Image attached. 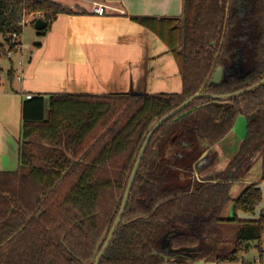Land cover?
<instances>
[{
  "label": "trees",
  "instance_id": "16d2710c",
  "mask_svg": "<svg viewBox=\"0 0 264 264\" xmlns=\"http://www.w3.org/2000/svg\"><path fill=\"white\" fill-rule=\"evenodd\" d=\"M59 14L76 12L44 0H0V35L9 40L42 18L48 23L43 36ZM131 20L170 50L181 92L54 93L24 100L18 167L0 172V264H93L153 124L197 93L226 95L264 77V0H184L183 20ZM238 54L243 73H228ZM216 67L226 72L219 85L209 83ZM13 77L11 68L7 80ZM238 116L246 119V134L236 153L210 181H198L195 171L211 164L214 158L205 163L213 147ZM258 160L263 181L264 86L226 102L193 101L151 137L99 264H164L169 252L189 256L188 262L235 263L253 241L264 260V218L237 216L261 203L260 183L230 197L233 181H242ZM230 202L234 216L224 219Z\"/></svg>",
  "mask_w": 264,
  "mask_h": 264
},
{
  "label": "crops",
  "instance_id": "0c3cea01",
  "mask_svg": "<svg viewBox=\"0 0 264 264\" xmlns=\"http://www.w3.org/2000/svg\"><path fill=\"white\" fill-rule=\"evenodd\" d=\"M55 3L76 14L57 15L43 36L36 31L38 41L27 49L19 72L14 70L13 80L5 85L3 79L0 84V172H12L18 167L21 106L26 95L33 97L38 95L35 92L41 91L48 92L40 95H152L177 94L182 90L178 66L170 50L156 35L132 21L131 17H180L183 20L184 0H55ZM94 4L105 7L104 15L93 14ZM82 11L84 14L80 13ZM4 41L7 44L8 40ZM7 49L8 45L7 48L3 47L4 56ZM12 59L8 60L12 62ZM18 75H21L22 81L15 80ZM36 79H46L45 84L50 86L44 88V83L36 86ZM241 118H236L238 134L235 135L232 129L225 139L213 147L211 157L205 163L209 164L214 158L211 164L195 171L198 181L209 180L224 170L236 153L244 134L240 128L241 123L244 125ZM231 134L238 137L234 144L228 140ZM256 182L260 183L262 201L252 214L238 212L241 220H257L264 212V180L261 181L259 160L242 181H233L231 199ZM233 216L230 202L225 206L222 217L231 219ZM261 249L264 252V236ZM258 258L261 259L257 254L252 262L238 263L252 264ZM165 259L164 264L189 263V257L182 253L169 252Z\"/></svg>",
  "mask_w": 264,
  "mask_h": 264
},
{
  "label": "water",
  "instance_id": "95a60500",
  "mask_svg": "<svg viewBox=\"0 0 264 264\" xmlns=\"http://www.w3.org/2000/svg\"><path fill=\"white\" fill-rule=\"evenodd\" d=\"M182 13H183V17H184V9H183ZM47 25H48V23L46 21H44L42 18H37L33 23V28L35 31L41 32L47 27ZM232 69H233V67H231L227 72L228 73L232 72ZM225 73L226 72L223 70L222 67H216L209 83L219 85L222 82L223 76ZM263 86H264V77L260 81H258L257 83H255V84H253V85H251L245 89H242V90L230 93V94H226V95H211V94H205V93H197V94L193 95L192 97H190L189 99H186L185 101H183L178 107H176L174 110H172L171 112H169L168 114H166L165 116H163L162 118H160L159 120H157L153 124V126L149 130L148 134L146 135V138H145V140L141 146V149L138 153V156H137V159L135 161L132 172L130 174L125 192L123 194V198L121 201V205H120L118 214H117V216H116V218H115V220H114V222H113V224H112V226H111V228H110V230H109V232L105 238L104 244L102 245L101 249L99 250V252L95 256L93 264H99L100 263L103 255L105 254L106 250L108 249V247H109V245L113 239V236H114L116 230L118 229V227L121 223L122 217H123L124 212H125L126 207H127L128 199L130 196V192H131L135 177H136L137 172H138L139 167H140L141 159H142V157H143V155H144V153L148 147L149 141H150L151 137L153 136V134L165 122H167L168 120H170L171 118H173L174 116L179 114L181 111H183L187 106H189L193 101H195L197 99L208 98V99H211L214 101L226 102L229 100L237 99L240 96H243L245 94L254 92ZM253 118H254V115H252L250 117V120H252ZM262 217L264 218V212L262 214ZM170 236H172V235H169V237ZM246 246H248V244ZM165 257H166V255H165Z\"/></svg>",
  "mask_w": 264,
  "mask_h": 264
},
{
  "label": "rangeland",
  "instance_id": "374dc122",
  "mask_svg": "<svg viewBox=\"0 0 264 264\" xmlns=\"http://www.w3.org/2000/svg\"><path fill=\"white\" fill-rule=\"evenodd\" d=\"M30 19H31V17L26 19L27 23H28V21ZM36 33L37 32L29 25L23 28L22 33L19 35V39H20L22 45L25 46V49L23 50L22 53L15 54V56L12 59V62H10L4 56V51H2V49H3V47L7 48V44L5 43L4 38L0 35V68L3 70L2 74H3L4 84L5 85L8 83V80H6L7 79L6 72L8 70H10V68H12L13 71L17 69L18 72H19L20 67L18 65V62L21 59L25 58V56L27 54V51H28L27 49L33 47L32 43L35 42V41H38L39 37L36 35ZM45 80L42 79V81H41V79H36V83H37L36 86H38L39 84L44 83V88H46V87L48 88L50 85L45 84L47 82V80L46 81ZM2 82H3V80H2ZM27 83H29V82H27ZM44 92H48V91L35 92V94H45ZM240 117H242L241 119H243L241 121H244V125L241 123V126H240L241 133L244 131L243 137L241 138L243 140V138L245 137V134H246V130H245L246 119L243 116H240ZM238 125L239 124L237 123V120H236L235 123H234V127H233V130L235 131V135L238 134V132H237ZM235 135L231 134L229 139H228V140L232 141L231 143H233V144L238 139V137H236ZM247 244H248V246H246ZM257 244H258L257 241L247 242V243L244 244V250L239 253V261L241 263H243V262H246V263L252 262L257 257V254H258ZM186 264H215V263H213V262H205V261H194V262H189V263H186Z\"/></svg>",
  "mask_w": 264,
  "mask_h": 264
},
{
  "label": "built area",
  "instance_id": "2783aa9c",
  "mask_svg": "<svg viewBox=\"0 0 264 264\" xmlns=\"http://www.w3.org/2000/svg\"><path fill=\"white\" fill-rule=\"evenodd\" d=\"M44 1L55 2V0H44ZM92 12L95 15L102 16L105 13V7L103 5H100V4H94V6L92 8ZM8 43L13 46V51L9 50L10 45H8V49L5 51V57H7L8 59H12L15 56V54L22 53L23 50L25 49V46L22 45V43L19 39V35H17V34H12L10 39L8 40ZM18 65H19V67L22 66L21 60L18 62ZM3 79H4L3 74L0 72V84H1ZM16 80L22 81L21 75H18L16 77ZM25 98L30 99L31 95H26ZM228 264H241V263L235 262V263H228ZM252 264H264V260L258 258Z\"/></svg>",
  "mask_w": 264,
  "mask_h": 264
},
{
  "label": "flooded vegetation",
  "instance_id": "af4514ba",
  "mask_svg": "<svg viewBox=\"0 0 264 264\" xmlns=\"http://www.w3.org/2000/svg\"><path fill=\"white\" fill-rule=\"evenodd\" d=\"M232 67H233V69H232V72H230L231 74H242L243 73L242 62L239 60V54L237 57H234V64L232 65ZM225 74H224V76H225ZM224 76H223V78H224Z\"/></svg>",
  "mask_w": 264,
  "mask_h": 264
}]
</instances>
